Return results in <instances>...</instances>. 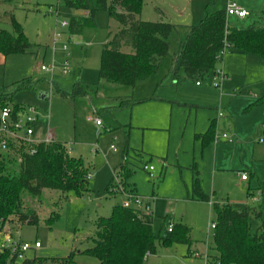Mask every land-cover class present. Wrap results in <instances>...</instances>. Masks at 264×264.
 Masks as SVG:
<instances>
[{"label": "rangeland", "instance_id": "374dc122", "mask_svg": "<svg viewBox=\"0 0 264 264\" xmlns=\"http://www.w3.org/2000/svg\"><path fill=\"white\" fill-rule=\"evenodd\" d=\"M224 1L144 0L139 16L156 17L157 6L172 13L171 7L176 6L186 15L193 11L189 23L196 25L207 7L216 10ZM263 11L264 7L244 19L230 17L229 24L264 27ZM11 14L32 45L27 53H0V91L14 90L17 81L32 78L34 88L16 91L10 107L19 103L26 110L34 108L39 115L33 126L35 135L45 138L50 133L54 141L65 142L69 154L88 170V191L82 195L56 189H43L38 196L22 195L20 210L36 211L38 223L20 224L16 213L4 224L14 239L40 242L41 247L25 253L27 257L62 259L73 253V264H100L96 257L82 252L93 246L98 218L110 216L113 207L127 199L125 193H116L127 184L136 188L144 204L149 202L156 234L162 225L168 228L172 223L190 228V244L156 242V253L147 255L144 264H209L208 257L215 254L213 203L262 211V218L251 216L252 231L261 225L264 143L258 139L264 123L262 57L227 49L215 68L227 77L214 84L213 70L198 85L197 80L172 72L174 64L180 66L175 57L186 35L179 27L170 36L168 54L157 73L134 86L122 85L99 77L103 45L108 34L120 27L108 10L96 11V26H86L80 34L61 26L63 20L78 14L62 0H0V28L12 31ZM58 35L61 38L55 40ZM42 65L50 71L42 70ZM40 92L48 96L41 99ZM91 117L101 124L96 125ZM213 120L215 137L204 144L196 134L206 131ZM145 163L154 166V178L143 169ZM122 165L125 171H133L126 179ZM197 173L209 201L194 196ZM239 173L246 174V181ZM112 187L113 193L109 192ZM55 215L49 223V217ZM44 264L53 262L48 259Z\"/></svg>", "mask_w": 264, "mask_h": 264}, {"label": "trees", "instance_id": "16d2710c", "mask_svg": "<svg viewBox=\"0 0 264 264\" xmlns=\"http://www.w3.org/2000/svg\"><path fill=\"white\" fill-rule=\"evenodd\" d=\"M65 7L88 12L87 15L70 17L69 30L80 34L86 26H96V11L108 10L111 17L120 23L114 33L108 34L100 58L99 77L110 82L134 86L139 80L157 73L169 51V39L179 26L170 22L142 20L138 16L144 0H62ZM118 8H121L120 11ZM264 16L263 14L260 16ZM12 31L0 28V53H27L31 43L14 15H10ZM129 48V51L124 50ZM243 54H257L264 59V27L255 23L247 28L229 26L225 9L207 13L196 25L188 26V33L180 41L172 72L201 81L215 71L225 50ZM14 90L0 91V109L10 107L13 95L22 89L34 88L32 78L17 81ZM76 93H80L77 88ZM25 106L16 103L14 114ZM204 144L215 137V122L203 134H197ZM13 152L0 154V219L4 222L9 215L16 214L20 224H37L38 215L34 210H20L22 195L28 192L38 196L43 189L74 191L82 195L88 191L86 175L88 170L79 158L69 154L68 146L62 141L39 143L37 145H15ZM34 148V153L26 150ZM127 151H125L126 159ZM121 174L126 178L132 172ZM127 184L126 180L124 181ZM109 192L113 193V187ZM134 192L128 185L116 193ZM198 200L209 201L200 186L198 173L193 185ZM216 214L214 228V255L208 257L209 264H264V220L252 231L251 216L262 218V211L237 209L229 203H213ZM55 216H50L51 223ZM164 231V232H163ZM93 246L82 253L96 257L100 264H144L149 254L156 253V242L164 245L173 243L190 244V228L183 223H173L171 231L162 225L160 232L153 228V214L141 209L123 205L113 207L110 216L99 217L96 222ZM73 253L66 258H39L38 256L17 261L9 250L0 252V264H44L50 259L53 264H73ZM52 259V260H51Z\"/></svg>", "mask_w": 264, "mask_h": 264}, {"label": "built area", "instance_id": "2783aa9c", "mask_svg": "<svg viewBox=\"0 0 264 264\" xmlns=\"http://www.w3.org/2000/svg\"><path fill=\"white\" fill-rule=\"evenodd\" d=\"M226 14L228 17H236L239 19L245 18L249 15V12L238 5L237 2L234 0H229L226 6ZM53 8H50V12H53ZM83 15H87L88 12L84 11ZM62 27H69V20H63L61 22ZM57 37V36H55ZM61 36L58 35V38L55 40L60 39ZM66 49V46H63ZM42 70L50 71V68L42 65ZM64 73H66V69H64ZM227 77L226 73L222 69H216L214 71V84H218L222 79ZM200 82H198L199 84ZM220 115H223L220 112ZM91 119H93L91 117ZM96 125H100L101 122L98 118L93 119ZM39 121V115L35 111L34 108L29 107L27 110L25 107L20 110L17 115L14 114V110L11 107H4L0 109V154L4 152H13L10 146V143H14L15 145H28L33 144L37 145L39 143L45 142L49 143L52 142L53 139L51 134L49 133L45 138H42L40 135H35L34 132V125H37ZM262 129H264V123L262 124ZM223 137L228 138L226 134ZM258 142L264 143V133L259 137ZM36 150L34 148H30L26 150V152L34 153ZM143 169L148 172L151 178L155 177L154 174V166L148 163L143 165ZM241 179L246 180L247 176L244 173H239ZM127 199L122 204L124 207L127 208H136L141 209L147 213H151V207L149 202L144 204V199L141 198L140 195L134 192H125ZM211 227L214 229L216 227V223H213ZM173 228V223L168 227V230L171 231ZM41 247L39 241H35L34 243L31 242H24L18 241L13 238L12 233L10 230L5 228V224L3 225V220L0 219V252L4 250H9L10 253L16 257L17 261H23L27 258L26 252L30 249H37Z\"/></svg>", "mask_w": 264, "mask_h": 264}, {"label": "crops", "instance_id": "0c3cea01", "mask_svg": "<svg viewBox=\"0 0 264 264\" xmlns=\"http://www.w3.org/2000/svg\"><path fill=\"white\" fill-rule=\"evenodd\" d=\"M229 0H225L224 1V4L222 7L218 8V9H226V6H227V3H228ZM235 2L238 3V5H240L241 7L243 8H246L249 12V16H251L253 14V12H258L259 10H261L263 7H264V0H234ZM173 4V3H172ZM155 10L158 12V15L156 17H142L140 18V16H138L140 19L142 20H148V21H155V22H170V23H173V24H176L177 26L179 27H182L185 31L184 35L188 33V26H191V25H194L192 23H189L190 21V18L192 16V14H194L193 11H190L188 15H186V13L182 12L180 9H178L176 6H173L171 8H173V12L169 13L168 11H164L163 9H161L160 7H154ZM120 11H122L121 8H118ZM208 9V7H207ZM216 9V10H218ZM250 10V11H249ZM199 11V12H198ZM196 13L199 15V16H203L202 14V10H198ZM215 11V10H213ZM78 14L77 15H83L84 13L81 12V11H77ZM192 12V13H191ZM141 13V12H140ZM206 15V14H205ZM152 16V15H150ZM205 17V16H204ZM203 17V18H204ZM202 18V19H203ZM230 19V17H228ZM236 18V17H234ZM246 18V17H245ZM239 19V18H238ZM244 19V18H242ZM229 22V20H228ZM249 24V23H248ZM229 26H231L229 24ZM178 27V28H179ZM186 36V35H185ZM107 42V41H106ZM127 51H129V48H127ZM226 73V72H225ZM227 75V73H226ZM199 81H197V84H198ZM199 85V84H198ZM212 122V121H211ZM214 122L216 123V120H214ZM211 124V123H210ZM210 127V125H209ZM208 127V129H209ZM207 129V130H208ZM206 130V131H207ZM206 131L202 132V133H197V134H203L205 133ZM264 133V129H263V132ZM196 134V135H197ZM41 136V134H39ZM42 137V136H41ZM201 139V138H200ZM202 140V139H201ZM241 178V177H240ZM242 181H246V180H243ZM223 204V203H221ZM208 260V259H207Z\"/></svg>", "mask_w": 264, "mask_h": 264}, {"label": "water", "instance_id": "95a60500", "mask_svg": "<svg viewBox=\"0 0 264 264\" xmlns=\"http://www.w3.org/2000/svg\"><path fill=\"white\" fill-rule=\"evenodd\" d=\"M48 96V93L46 92H40L39 93V98L43 99V98H46Z\"/></svg>", "mask_w": 264, "mask_h": 264}]
</instances>
